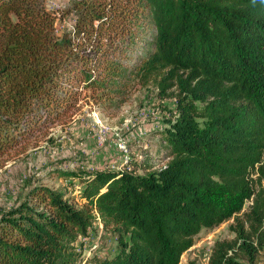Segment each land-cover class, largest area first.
Here are the masks:
<instances>
[{"label":"trees","instance_id":"trees-1","mask_svg":"<svg viewBox=\"0 0 264 264\" xmlns=\"http://www.w3.org/2000/svg\"><path fill=\"white\" fill-rule=\"evenodd\" d=\"M70 11L60 29L44 0H0V158L66 122L82 99L118 109L139 77L180 88L160 135L166 163L60 172L79 180V205L34 187L0 218V264H179L202 229L246 201L256 198L249 214L261 222L264 0H73ZM95 222L116 252L83 259ZM235 247L216 243L210 264H240Z\"/></svg>","mask_w":264,"mask_h":264},{"label":"rangeland","instance_id":"rangeland-1","mask_svg":"<svg viewBox=\"0 0 264 264\" xmlns=\"http://www.w3.org/2000/svg\"><path fill=\"white\" fill-rule=\"evenodd\" d=\"M72 1L44 0L49 10L62 15L60 29H70L73 24ZM158 83L159 79L132 78L126 100L116 110H98L89 99H82L66 122L51 126L44 135L0 158V218L25 201L36 186L66 191L76 205L81 204L79 180L62 178L60 172L122 171L137 168L144 159H148L153 170L162 167L166 152L160 135L175 120L174 96L180 88L174 84L162 91ZM253 179L264 216V184ZM255 199L246 201L232 219L213 229H202L179 264H210L214 246L219 242H233L240 247L228 255L236 263L264 264V218L258 222L249 214ZM240 227L244 228L243 237L239 236ZM82 244L83 259L93 255L110 257L116 252L115 238L97 222Z\"/></svg>","mask_w":264,"mask_h":264},{"label":"built area","instance_id":"built-area-1","mask_svg":"<svg viewBox=\"0 0 264 264\" xmlns=\"http://www.w3.org/2000/svg\"><path fill=\"white\" fill-rule=\"evenodd\" d=\"M95 215H97V214L95 213Z\"/></svg>","mask_w":264,"mask_h":264}]
</instances>
